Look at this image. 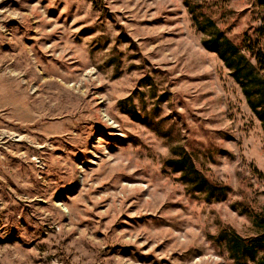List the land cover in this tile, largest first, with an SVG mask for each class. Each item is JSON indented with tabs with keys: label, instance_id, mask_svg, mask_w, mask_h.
I'll return each mask as SVG.
<instances>
[{
	"label": "rangeland",
	"instance_id": "1",
	"mask_svg": "<svg viewBox=\"0 0 264 264\" xmlns=\"http://www.w3.org/2000/svg\"><path fill=\"white\" fill-rule=\"evenodd\" d=\"M195 18L264 51V0H0V264H236L264 130Z\"/></svg>",
	"mask_w": 264,
	"mask_h": 264
},
{
	"label": "trees",
	"instance_id": "2",
	"mask_svg": "<svg viewBox=\"0 0 264 264\" xmlns=\"http://www.w3.org/2000/svg\"><path fill=\"white\" fill-rule=\"evenodd\" d=\"M198 26L207 33L204 46L217 52L231 69L232 75L240 84L264 130V51L260 49L258 39L242 37L239 42H234L211 18L198 20ZM243 48L249 51V56ZM252 57L256 58V63L251 61ZM167 163L175 171L180 172V178L191 190L207 191L208 199L219 198L230 189L227 184L209 179L196 166L191 155L181 147L175 148L173 156L167 160ZM240 207L251 217L257 232L250 236H242L233 229H224L220 236L226 241L236 264H247L248 260H253L256 264H264V212L242 205Z\"/></svg>",
	"mask_w": 264,
	"mask_h": 264
}]
</instances>
